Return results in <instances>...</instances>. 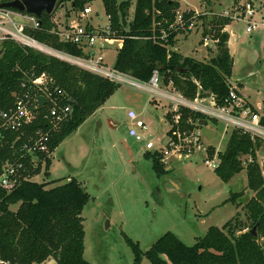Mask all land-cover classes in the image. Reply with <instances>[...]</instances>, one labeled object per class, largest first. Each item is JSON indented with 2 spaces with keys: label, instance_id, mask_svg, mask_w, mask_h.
Returning <instances> with one entry per match:
<instances>
[{
  "label": "trees",
  "instance_id": "1",
  "mask_svg": "<svg viewBox=\"0 0 264 264\" xmlns=\"http://www.w3.org/2000/svg\"><path fill=\"white\" fill-rule=\"evenodd\" d=\"M88 1L57 0L51 13L43 12L38 17L39 28H27L26 32L56 49L82 54L78 45L60 41L52 32L55 27L53 15L60 4L69 3L71 10L82 11ZM101 1L110 17L113 36L122 40L114 68L142 80H148L157 69L171 76L175 87L188 97H194L197 91L193 80L200 85L202 95L214 94L218 101L227 95L233 66L225 30L230 17L217 15L210 20L204 35L216 38V51L209 60L201 61L172 49L176 35L190 32V29L167 30L166 41L159 39L160 28H166L175 19L178 0ZM182 13L187 24L192 22L194 10H183ZM0 46V111L11 108L17 95L27 86L31 85L33 90L30 79L42 74L46 77L45 83L34 91L39 90L40 94L47 90L60 104H72L70 118L51 133L49 153H38L36 164L30 156L22 158L26 170L19 182L11 190L0 186V264H40L50 257L56 264H91L83 256L81 216L89 194L75 177L49 179V154L120 85L11 39L2 40ZM178 67L185 71H176ZM43 112L40 110L31 124L7 132L6 141L0 148V167L4 161L19 157V148L30 133L37 127H45ZM188 116L207 122L198 113L185 110L183 117ZM260 142L247 133L232 129L224 150L218 154L220 161L215 172L222 180L229 181L245 170L246 188L253 194L243 204L244 212L241 213V203L237 202L243 191L232 192L228 200L235 205L236 211L222 226H209L192 245H186L173 232L163 233L144 252L151 264H264V242L261 241L264 237V175L256 160ZM208 152L211 153L210 148ZM146 155L151 158L156 174H165L159 155L149 151ZM42 164L43 180L36 181L32 177L40 174ZM12 205L16 208H11ZM254 226L256 235L250 232ZM128 242L135 254V264H138L141 250L131 239L128 238Z\"/></svg>",
  "mask_w": 264,
  "mask_h": 264
},
{
  "label": "rangeland",
  "instance_id": "2",
  "mask_svg": "<svg viewBox=\"0 0 264 264\" xmlns=\"http://www.w3.org/2000/svg\"><path fill=\"white\" fill-rule=\"evenodd\" d=\"M241 1L178 0L179 11L194 10L198 18L190 32L185 33L188 37L181 51L195 55L194 46L205 49L199 41L209 29L210 20L224 10L234 13ZM249 1L256 8L264 3V0ZM87 3L91 7L88 15L91 25L105 26L108 20L102 1ZM55 11L53 19L61 20L62 13L59 14L58 8ZM244 29V21L236 19L225 27L233 58L230 78L233 85L241 82L240 92L261 114L264 112V27L251 33ZM207 43L206 47L216 51L212 40ZM118 50L119 42L112 41L103 51L108 67L114 65ZM203 53L207 61V56L215 52L205 49ZM128 109H133L145 122L142 142L127 134ZM165 112L164 101L153 103L147 93L120 85L53 150L48 178L65 179L70 175L89 194L81 216L83 256L91 264H135L128 238L141 250L138 264H151L144 252L163 233L173 232L186 245H192L209 226L220 227L235 213V205L228 200L232 192L243 191L237 198L241 213L243 204L253 194L246 188L245 170L224 181L204 164L205 149L210 148V155L224 150L231 130L210 120L200 128L199 147L188 158L160 161L165 174L157 175L151 158L146 155L145 143H155L151 153L165 143L169 129ZM256 160L264 175V142H260ZM41 167L40 174L32 179L43 180V164ZM11 208L15 209L16 205ZM261 241L264 242V237ZM40 264H56V261L50 257Z\"/></svg>",
  "mask_w": 264,
  "mask_h": 264
},
{
  "label": "built area",
  "instance_id": "3",
  "mask_svg": "<svg viewBox=\"0 0 264 264\" xmlns=\"http://www.w3.org/2000/svg\"><path fill=\"white\" fill-rule=\"evenodd\" d=\"M90 13L91 7L87 5L75 16V19L69 21L66 25L58 24L52 29V32L58 36L60 41L78 45L83 50L82 54L56 49L38 41L29 35L26 29H38L40 26L39 18L34 14L7 7H0V42L5 39L14 40L20 45L34 48L119 85H127L138 91H143L149 95V99L153 103L164 101L166 106L165 116L169 123L167 139L161 147L154 149L152 152L159 155L160 161L166 162L168 159L182 160L188 158V155L193 153L201 143L200 128L205 123L200 118L195 120L191 116L184 118L183 112L185 110L190 113H198L207 121L220 123L226 130L228 128H231V130L238 129L249 134L251 138L264 142L262 116L247 104L244 97L237 92L233 85L230 86L227 95L221 99L222 101H218L214 94L202 95L200 85L196 80H193L197 85V91L194 97H188L175 87L171 76L161 73L157 69L152 72L148 80H142L126 74L114 68V66L108 67L104 60L103 51L110 42L121 39L113 36L110 17L107 14L108 21L103 27L83 24L82 20L88 18ZM219 15L230 17L231 20L244 21V31L246 33L264 27V13L259 8L254 7L249 0L241 1L234 13L224 10ZM196 17V14L192 15L190 18L192 22L187 24L182 11L178 10L174 21L170 22L166 28H160L159 39L166 41L167 30H191ZM209 35H204L202 38L204 45H208V40L216 43V38ZM45 79L46 77L43 74L30 79V83L34 85L33 90L29 87L31 85L27 86L17 95L11 108L0 111V148L6 141L7 132L18 131L22 127L31 124L38 117L40 110H44L42 118L46 122L45 127H37L28 135L27 140L19 148L20 155L18 158L12 161L6 160L2 163L0 167V186L7 190H11L19 182L22 172L26 170L22 158L30 156L35 164L38 163V153H49L48 142L51 133L56 131L71 116V103L60 104L56 96L47 90H44L45 92L40 90L42 92L40 94L38 93L39 90L34 91L35 88H38V85L45 83ZM22 85L24 86V83ZM58 93H60V90H58ZM40 95L45 98V102L38 108L37 97ZM126 114L130 121L127 129L128 136L137 142H142L144 140L142 131L146 129L144 120L133 109H128ZM154 144L153 141H147L145 143L146 150L153 149ZM205 152L204 164L215 170L220 161L218 156L220 151L216 150L210 155L208 148H206Z\"/></svg>",
  "mask_w": 264,
  "mask_h": 264
},
{
  "label": "crops",
  "instance_id": "4",
  "mask_svg": "<svg viewBox=\"0 0 264 264\" xmlns=\"http://www.w3.org/2000/svg\"><path fill=\"white\" fill-rule=\"evenodd\" d=\"M88 5H89V3H88ZM90 6V5H89ZM263 13H264V3L262 4V6L259 8ZM235 10V9H234ZM56 12V11H55ZM55 12H54V15H53V18H54V16H55ZM58 12H59V14H61L62 13V19L61 20H57V19H53V22H54V24H55V26L56 25H58V24H63V25H66L69 21H71V20H73V19H75V16L77 15V13H75V12H72L71 11V9H70V4L69 3H66L65 5L63 4V7H61V6H59V8H58ZM83 22H85V24H88V25H91V23H90V21H89V18H84V20H82V23ZM91 26H93V25H91ZM227 26V25H226ZM94 27V26H93ZM185 33H189V32H184V33H179V34H177L176 35V37H175V42H174V46H173V48L172 49H174L176 52H178V53H180V54H182V55H184V56H190V57H192V56H194V57H192V58H195V59H197V60H201V61H205V59L203 58V55H204V53H203V50H205V49H207L208 51L210 50V51H212L213 53L215 52V50L213 51V50H211L210 48H208V47H206L207 45H205V49H200V48H197V47H195L194 46V49H192V53H195V55H193V54H188V53H184L183 51H181V48H182V45H183V43H184V41L187 39V37H188V34H185ZM119 42V48H120V46H121V40H115V42ZM199 44L200 45H202L203 44V42H201V39H200V41H199ZM108 46H109V44L107 45V47L105 48V50H107L108 49ZM227 46H228V43H227ZM228 49H229V52H230V48H229V46H228ZM230 55H231V57H232V54H231V52H230ZM198 56V57H197ZM205 56V55H204ZM213 55H210V57H212ZM209 56H207V58H210ZM232 60H233V58H232ZM231 77V76H230ZM229 82L231 83V78H229ZM231 85H233L232 83H231ZM237 85V86H236ZM236 85H233L235 88H236V90H237V92L239 93V94H241L243 97H244V99L246 100V102H247V104L252 108V109H254V111H256V112H258V110L257 109H255L253 106H252V104L248 101V99L240 92V90H239V88L238 87H240V85H241V82H239L238 81V83H236ZM239 90V91H238ZM259 113V112H258ZM260 114V113H259ZM262 115H264V112L263 113H261ZM260 114V115H261ZM261 115V116H262ZM147 152V151H146ZM52 153H53V151H52ZM52 153L50 154V156H51V160H52ZM71 176L69 175V176H67L66 178L67 179H69Z\"/></svg>",
  "mask_w": 264,
  "mask_h": 264
},
{
  "label": "water",
  "instance_id": "5",
  "mask_svg": "<svg viewBox=\"0 0 264 264\" xmlns=\"http://www.w3.org/2000/svg\"><path fill=\"white\" fill-rule=\"evenodd\" d=\"M57 0H8L0 2V7L13 8L19 11L27 12L34 14L37 17H40L43 12L51 13L56 5ZM63 7V4H60ZM176 71H185V69L176 68ZM38 108H40L45 102L43 96L37 97ZM256 226H254L250 232L253 235H256L255 232Z\"/></svg>",
  "mask_w": 264,
  "mask_h": 264
}]
</instances>
